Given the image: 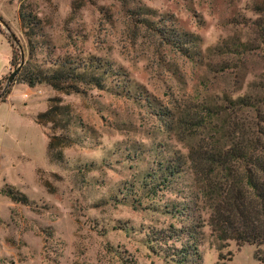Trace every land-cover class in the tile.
<instances>
[{"label": "rangeland", "instance_id": "1", "mask_svg": "<svg viewBox=\"0 0 264 264\" xmlns=\"http://www.w3.org/2000/svg\"><path fill=\"white\" fill-rule=\"evenodd\" d=\"M263 2L0 0V16L24 48L19 5L41 20L48 48L42 44L38 63L51 49L53 59L105 62L112 70L102 88L82 85L81 92L63 93L44 83L13 82L0 96V189L10 185L29 200L13 202L0 193V264H174L163 257L164 247L154 245L157 253L149 248L146 231L180 225L165 205L186 202L191 175L184 172L154 195L148 188L157 171L151 184L142 180L157 169L156 161L185 155L188 146H212L232 134L233 140L222 139L231 146L255 122L256 109L231 110L227 99L250 95L264 114V22L253 9ZM144 19L196 35L199 55H182ZM0 27L1 93L20 51ZM8 40L16 48L12 64ZM225 42L241 46L218 52ZM145 96L172 111V129L150 113ZM56 98L68 117L38 124L36 115ZM52 134L70 140L59 161L47 157ZM189 207L202 225L198 258L186 264H264L263 244L220 241L201 204Z\"/></svg>", "mask_w": 264, "mask_h": 264}, {"label": "trees", "instance_id": "2", "mask_svg": "<svg viewBox=\"0 0 264 264\" xmlns=\"http://www.w3.org/2000/svg\"><path fill=\"white\" fill-rule=\"evenodd\" d=\"M253 7L257 13L262 15L264 22V2L262 6L255 4ZM17 15L26 42V48H24L19 40L13 41L21 52H19L17 64L20 61V54L26 53V58L23 59L22 65L12 80L5 84L0 96L3 97L9 92V87L13 82L25 83L29 87L44 83L63 93L81 92L82 85L102 88L105 75L112 71L110 66L105 65V62L78 60L75 63L69 59H53L49 55L51 49H48L42 64L38 63L36 54L42 49V44H47L44 39L42 22L36 14L30 10L26 11L21 4L18 7ZM0 21L7 25L1 16ZM142 21L152 26L167 44L175 47L190 60L199 55L196 35L177 31L174 28H158L155 22H148L146 19ZM0 32L4 33L1 27ZM8 42L11 47L10 64H12L16 48L14 43L9 40ZM262 42L264 44V40ZM231 45L235 49H232L233 51H237V48L241 46L239 42ZM231 45L228 46V43L225 42L216 48L218 52H222L221 49L225 48L234 53L228 48ZM45 48H48V44ZM15 66L17 65L15 64ZM114 75L119 76V72L114 71ZM136 96L141 97L139 91ZM144 99L147 101V106L152 109L150 113L157 120L166 126L172 123L171 110L158 107L155 102L152 104L151 101H148L147 96ZM58 100L57 98L50 99V102H54L36 115L35 119L38 124L43 125L44 122L53 124L55 116L59 114L68 117V107L60 105ZM227 100L231 110L237 108L256 109L255 122H249L246 129L242 128L240 136L231 146H225V141L222 139L233 140L232 134L222 136L220 139L222 142L219 140L212 146L203 144L188 146L185 155L175 152L170 157L156 161L157 169H151L142 180L144 185L151 184L155 179V171H157L159 178L148 188V192L154 195L157 189H168L169 185L180 178L184 172L191 175L190 185H187L189 192L183 196L187 199L186 202H169V208H167L168 205H165V212H169L180 220V225L169 224L166 228H151L146 231L149 248L157 253V250L153 248L154 245L164 247L160 249L162 253L164 252L163 257H169L174 264H186L189 260L198 258L197 237L202 224L198 217L197 219L191 217L189 206L198 209L201 204V207L207 211V225L218 240H232L237 245L245 243L256 246L264 245V126H262L264 125V114L257 109L258 100L250 95L245 94ZM171 127L169 129H172ZM69 144L70 140L64 134L48 136L46 144L48 159L59 161L62 158L61 148ZM183 191L184 188H180L177 192L183 193ZM0 193L13 202L29 203L24 193L10 185L4 184ZM183 220H188L189 224L184 225ZM177 242L178 246L175 244ZM261 261L264 262V255Z\"/></svg>", "mask_w": 264, "mask_h": 264}, {"label": "water", "instance_id": "3", "mask_svg": "<svg viewBox=\"0 0 264 264\" xmlns=\"http://www.w3.org/2000/svg\"><path fill=\"white\" fill-rule=\"evenodd\" d=\"M0 23L2 24V26H4L5 30L8 32V34H9L10 38L12 39V41L15 42L17 39H16L15 35L9 30L8 26L3 21H0ZM22 63H23V58H22V55L20 54V61L17 64V66L8 74V76L6 78V83H9L12 80V78L18 72V70H19L20 66L22 65Z\"/></svg>", "mask_w": 264, "mask_h": 264}]
</instances>
